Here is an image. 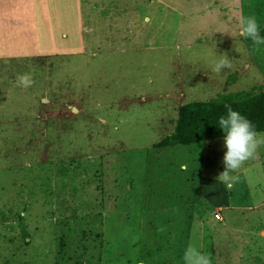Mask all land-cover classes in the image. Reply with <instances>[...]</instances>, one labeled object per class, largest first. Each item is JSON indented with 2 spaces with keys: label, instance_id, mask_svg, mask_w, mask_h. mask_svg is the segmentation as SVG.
Listing matches in <instances>:
<instances>
[{
  "label": "rangeland",
  "instance_id": "rangeland-1",
  "mask_svg": "<svg viewBox=\"0 0 264 264\" xmlns=\"http://www.w3.org/2000/svg\"><path fill=\"white\" fill-rule=\"evenodd\" d=\"M39 1L33 20L0 3L20 10L12 44L36 27L41 49L0 57V264H184L189 244L264 264V146L228 190L224 137L155 145L181 105L264 90V45L238 22L264 37V0Z\"/></svg>",
  "mask_w": 264,
  "mask_h": 264
},
{
  "label": "clouds",
  "instance_id": "clouds-1",
  "mask_svg": "<svg viewBox=\"0 0 264 264\" xmlns=\"http://www.w3.org/2000/svg\"><path fill=\"white\" fill-rule=\"evenodd\" d=\"M239 35L245 39H251L260 50L264 45V37L260 35V25L256 16L241 15L238 19ZM227 32V31H225ZM232 35V34H231ZM232 63L225 54L215 62L213 71L220 73L225 68H231ZM34 84L31 73H24L17 76V85L28 88ZM226 114L220 116L218 124L223 129L224 146L226 152L223 156L224 170L218 175V180L222 182L228 190H231L239 182L238 173L242 166L249 160L259 156V149L264 146V133L256 130L254 123L238 110H234L230 105H225ZM159 231H164L161 227ZM184 264H212L211 253H205L194 244H189L184 250L182 257Z\"/></svg>",
  "mask_w": 264,
  "mask_h": 264
},
{
  "label": "trees",
  "instance_id": "trees-1",
  "mask_svg": "<svg viewBox=\"0 0 264 264\" xmlns=\"http://www.w3.org/2000/svg\"><path fill=\"white\" fill-rule=\"evenodd\" d=\"M226 104L248 117L258 132L264 131V90L256 93L241 90L181 105L174 131L157 142L156 147L191 145L224 137L225 133L218 120L226 114Z\"/></svg>",
  "mask_w": 264,
  "mask_h": 264
},
{
  "label": "crops",
  "instance_id": "crops-1",
  "mask_svg": "<svg viewBox=\"0 0 264 264\" xmlns=\"http://www.w3.org/2000/svg\"><path fill=\"white\" fill-rule=\"evenodd\" d=\"M5 0H0V3L3 2ZM26 1V3H29V8L26 7V10H29L30 14H29V18L28 20H33V14H34V6H39L38 4H40L39 0H24ZM19 0H17V4H18ZM5 4V2H4ZM18 5H22V4H18ZM5 13V14H4ZM19 13L20 10L17 9H13L10 10L9 12H7L5 10V6L3 7V9H0V33H1V37L2 40L0 42V57H4V56H33V55H41V49L39 48V42H38V36L36 33V27H32L29 28V32H31V37H29V41H27L28 43L25 44V42L23 44L25 45H19L18 43V47L24 50H15V51H11L8 52V50H11L12 47L16 46L17 44H12L11 40L14 37H17L18 35H16L18 32H20V29L23 27L20 18H19ZM4 14V15H3ZM9 14V15H8ZM27 20V21H28ZM26 28V25L24 26L23 30ZM34 30V31H33ZM12 36V37H11ZM28 47V50L26 49V47ZM38 46V47H37ZM36 51H39L37 54ZM229 204V202L227 203ZM234 206V205H232ZM224 207H230L229 205H225L223 204L220 208L222 210V214L223 217L226 218V213L223 211ZM233 208V207H232ZM231 209V208H229ZM233 211V209H232ZM211 212L208 216V218L206 219L208 221V219H211ZM206 217V215H205ZM214 220V219H213ZM216 223H220V221L222 220H214Z\"/></svg>",
  "mask_w": 264,
  "mask_h": 264
},
{
  "label": "built area",
  "instance_id": "built-area-1",
  "mask_svg": "<svg viewBox=\"0 0 264 264\" xmlns=\"http://www.w3.org/2000/svg\"><path fill=\"white\" fill-rule=\"evenodd\" d=\"M214 217L216 220H223V216H222V213L220 211L216 212L214 214Z\"/></svg>",
  "mask_w": 264,
  "mask_h": 264
}]
</instances>
